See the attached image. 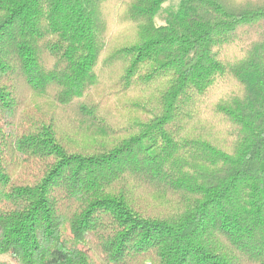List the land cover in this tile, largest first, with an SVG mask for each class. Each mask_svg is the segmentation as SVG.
I'll list each match as a JSON object with an SVG mask.
<instances>
[{"label":"trees","instance_id":"16d2710c","mask_svg":"<svg viewBox=\"0 0 264 264\" xmlns=\"http://www.w3.org/2000/svg\"><path fill=\"white\" fill-rule=\"evenodd\" d=\"M111 1L0 0V264H264V7Z\"/></svg>","mask_w":264,"mask_h":264},{"label":"rangeland","instance_id":"374dc122","mask_svg":"<svg viewBox=\"0 0 264 264\" xmlns=\"http://www.w3.org/2000/svg\"><path fill=\"white\" fill-rule=\"evenodd\" d=\"M229 5L235 8H259L264 7V0H226ZM131 0H113L108 4L113 13L110 17V27L108 32H105L104 38H111L112 36L116 38L112 46H114L113 52L109 54L106 58L107 60H112L117 56L118 49L123 45H129L130 41L136 38V35L139 33L138 23L132 21L128 17L127 10L130 8ZM179 0H168L162 7V9L155 15L154 23L160 25L164 22L168 10L174 8L178 5ZM118 15V16H117ZM143 18L137 19L138 22H141ZM257 37L256 33L253 31L244 30V36L242 39L243 43H249L251 40ZM107 53H104L106 56ZM114 65V64H113Z\"/></svg>","mask_w":264,"mask_h":264}]
</instances>
